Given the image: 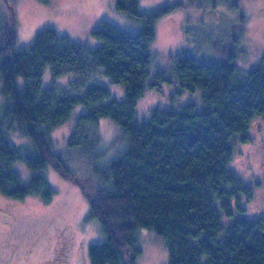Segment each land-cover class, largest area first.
<instances>
[{"label":"trees","instance_id":"1","mask_svg":"<svg viewBox=\"0 0 264 264\" xmlns=\"http://www.w3.org/2000/svg\"><path fill=\"white\" fill-rule=\"evenodd\" d=\"M118 11L134 18L136 32L101 20L91 34L98 45L88 47L51 27L38 30L32 43L15 46L6 32L0 49V193L21 200L38 195L49 203L55 193L41 168L50 165L80 185L89 201V215L98 218L105 238L88 246L91 264H136L141 255L138 232L153 230L165 239L168 264H264V219L232 218L239 201L252 198L229 165L232 135L242 142L254 116L264 117V57L247 76L234 81L233 63H199L193 56L175 54L173 74L183 89L201 90L202 108L193 101L175 110L150 108L139 121L135 112L150 74L148 44L155 23L176 5L146 10L139 0H115ZM50 66L54 78L77 74L70 88L43 87L41 77ZM100 71L121 85L124 96H111L97 82ZM23 77V87L16 79ZM157 80H163L157 73ZM82 89L81 94L73 93ZM84 111L75 121L68 146L93 149L99 142L98 120L110 118L125 134L128 146L110 160L95 179L67 169L48 137L70 118L77 105ZM27 136L31 144L16 145L12 134ZM235 143V142H234ZM25 162L31 175L21 180L12 169Z\"/></svg>","mask_w":264,"mask_h":264},{"label":"rangeland","instance_id":"2","mask_svg":"<svg viewBox=\"0 0 264 264\" xmlns=\"http://www.w3.org/2000/svg\"><path fill=\"white\" fill-rule=\"evenodd\" d=\"M173 4L176 6L156 21L155 38L148 44L152 59L145 92L135 108L139 121H146L150 108L156 106L178 110L193 101L196 109L202 108L201 90L183 89L173 74L175 54L182 52L204 64L233 63L234 81L246 77L264 57V0H139L140 8L146 10ZM101 20L128 31L140 29L134 18L116 9L115 0H0V49L6 32L15 35V46L25 47L45 27L94 47L98 41L91 32ZM158 72L163 80L151 86ZM77 77L69 72L54 78L47 65L41 84L69 90V81ZM89 82L104 85L112 97L124 96L123 87L109 81L101 71ZM16 84L23 87V77L19 76ZM1 89L0 75V104L5 99ZM72 92L81 94L82 89ZM84 109L82 104L75 106L70 118L53 128L48 137L65 158L67 169L79 177L95 179L110 160L126 150L128 141L117 124L103 117L98 120L100 140L93 149L68 146L75 121ZM246 134L251 141L242 142L238 133L232 135L234 153L229 168L251 187L252 198L242 197L239 204L244 210L235 206L233 217H225V223L236 218L264 219V117L254 116ZM11 136L15 146L31 144L27 136ZM12 169L28 182L31 170L24 161L15 162ZM40 172L57 191L49 203L41 202L38 195L17 200L0 193V264H91L89 244L105 238L99 219L89 215V201L78 182L50 165ZM138 240L142 253L136 264H168L163 236L140 228Z\"/></svg>","mask_w":264,"mask_h":264},{"label":"water","instance_id":"3","mask_svg":"<svg viewBox=\"0 0 264 264\" xmlns=\"http://www.w3.org/2000/svg\"><path fill=\"white\" fill-rule=\"evenodd\" d=\"M263 235H264V233H263Z\"/></svg>","mask_w":264,"mask_h":264}]
</instances>
